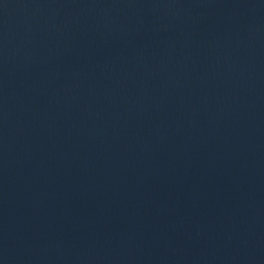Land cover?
<instances>
[{
  "label": "water",
  "instance_id": "obj_1",
  "mask_svg": "<svg viewBox=\"0 0 264 264\" xmlns=\"http://www.w3.org/2000/svg\"><path fill=\"white\" fill-rule=\"evenodd\" d=\"M0 264H264V0H0Z\"/></svg>",
  "mask_w": 264,
  "mask_h": 264
}]
</instances>
